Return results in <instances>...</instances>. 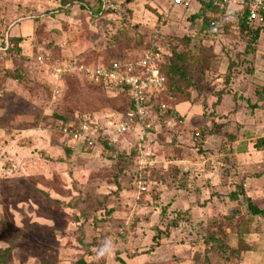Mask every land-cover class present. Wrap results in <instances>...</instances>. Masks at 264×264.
Wrapping results in <instances>:
<instances>
[{
	"label": "rangeland",
	"instance_id": "1",
	"mask_svg": "<svg viewBox=\"0 0 264 264\" xmlns=\"http://www.w3.org/2000/svg\"><path fill=\"white\" fill-rule=\"evenodd\" d=\"M71 1L59 12L61 0H0V42L7 30L21 38L2 69L0 254L9 264H264V216L239 226L246 203L229 198L242 183L264 208V150L255 147L264 137V33L251 41L238 6L213 14L199 0H115L122 16L96 25L86 10L95 0ZM150 44L166 60L174 49L212 46L214 60L203 72L188 61L197 86L177 106L182 123L153 137L156 161L140 176L136 158L120 157L131 145L125 136L117 150H87L59 131L62 116L85 110L110 125L126 106L122 92L76 74L58 78L55 68L70 58L132 57ZM220 228L223 241L206 243ZM160 229L169 234L156 243ZM239 237L252 248L233 257ZM109 242L111 255L98 256Z\"/></svg>",
	"mask_w": 264,
	"mask_h": 264
},
{
	"label": "built area",
	"instance_id": "2",
	"mask_svg": "<svg viewBox=\"0 0 264 264\" xmlns=\"http://www.w3.org/2000/svg\"><path fill=\"white\" fill-rule=\"evenodd\" d=\"M221 6L240 7L241 16L247 17L249 21L264 23V0H211ZM172 4L189 6L190 0H172ZM98 12L89 9L91 21L98 25L102 18L121 17L122 11L115 0H102L97 2ZM169 15L161 16V23L168 24ZM214 27H220V21H213ZM8 32V30H7ZM5 32L0 42V73L3 71L1 62L6 60V52L10 49L11 36ZM7 34V35H6ZM162 54L152 49L146 50L137 60L112 61L111 63H97L89 65L83 59H73L55 68V74L60 78L64 74H83L91 82L97 85L121 88L130 97L132 109L127 115L120 116L110 125H102L90 113L83 115L78 123L62 125L60 133L72 144L84 143L91 148H96L100 139L121 138L125 136L133 146L136 153V161L140 176L147 168L155 163L153 138L163 126L172 128L176 124L175 118L170 115L167 103H154V95L166 89V76L161 71ZM34 70V66H29ZM2 85L0 80V93ZM56 96L60 89H56ZM168 114V115H166ZM200 136V130L196 132ZM230 264H244L234 262Z\"/></svg>",
	"mask_w": 264,
	"mask_h": 264
},
{
	"label": "trees",
	"instance_id": "3",
	"mask_svg": "<svg viewBox=\"0 0 264 264\" xmlns=\"http://www.w3.org/2000/svg\"><path fill=\"white\" fill-rule=\"evenodd\" d=\"M61 6L58 8L57 11L59 12H65L67 11L68 5L72 2L71 0H61ZM102 0H97V2H101ZM84 6V5H82ZM227 6H221L218 5L217 3L211 1V0H201V9H208L209 11H211L213 14L215 13H223L225 12ZM69 9V7H68ZM89 9H91L93 12H98L100 10L99 6H88L86 5V10L87 13L90 17L89 14ZM201 11V10H200ZM194 15H203L202 12H197L194 13ZM91 19V18H90ZM105 20H107L106 18H102L100 20V22H104ZM204 20L207 21V24H209V26H211L212 28L214 27L212 25V22L214 21L212 18L211 20L209 19L208 16H204ZM240 28L241 30L245 31L247 34H249L251 36V41H256L261 33H264V23H258L255 21H249L248 18L245 16L241 17L240 19ZM10 40V49L7 50L6 52V60L1 62V67L4 68L6 66V62L7 59H9L16 51L20 49V41L21 38L20 37H15V36H10L9 37ZM181 41H184L186 44L191 43L190 42V38H181ZM115 43L117 44H121V42L119 40L115 41ZM155 50V51H159L158 48L152 46L151 44L149 46H147L144 50ZM212 46H206V45H202L199 47L198 50L195 49V51H193L192 48L190 47H184L182 49H180L179 51L174 49L171 53H169L167 60L165 59L166 57L162 54V61H161V71L165 74L166 76V89L160 92H157L156 95H154V103L156 104H160V103H167L169 105V110H170V115H172L175 120H176V125L175 127H179L182 123V115L178 112L177 110V106L184 102V101H189L191 100V96L192 93L189 90V86L191 85H195L197 86V81L194 82L192 76L190 75V70H192L191 65H188V61L193 62L195 65V68H197L198 71L203 72V70H206L207 68L212 66L213 63V58H214V52L212 50ZM143 52L141 54L135 55V56H123V54H110V56L102 58L101 60H99L98 62H91V61H87L85 59H83L86 63H88L89 65L92 64H97V63H111L112 61H121V62H125V61H134L137 60L138 58H140V56L143 54ZM72 58L68 59L71 60ZM233 62H231V64L229 65V71H228V75L232 74V69H233ZM190 69V70H189ZM64 75H70V74H64ZM79 76H83L86 78L85 75L83 74H76ZM104 89H108V90H117L119 92H122V94L125 96L126 99V106L124 107L123 113L120 116H126L128 112L131 111L132 109V104L130 102V97L128 95V93L124 90H122L121 88H115V87H110V86H104V85H98ZM86 113H90L93 117L96 118V120L101 123L96 116H94V113L89 112V111H81L76 113L73 117L69 118L68 116H62V118H64L60 124V126L62 125H69L71 123H78L83 119V115ZM168 115V114H166ZM173 128V129H174ZM168 129L167 127L163 126L162 128L159 129ZM193 138L197 139V141L199 142L200 138H201V134L200 136H197L196 133L194 132V136ZM120 138L118 139H114V138H105V139H100V143L98 144V146L96 148H101V147H108L111 148L112 150H117V148L119 147V141ZM129 139H126L127 142L129 143ZM177 141V137L176 135L173 136L172 140L170 141L171 144L176 143ZM156 140H154L152 143L153 145H155ZM79 146H81L80 148L82 149H87V150H93L94 148L89 147L87 144H82V143H78ZM127 149L128 152H122V154H120L121 158H124L126 155L132 157V159L135 161L136 158V153L134 151L133 146H129L127 145ZM255 147L261 150H264V137H260L257 139V141L255 142ZM155 148V147H154ZM156 150V148H155ZM180 149L174 148V151H177ZM157 154V152H156ZM125 155V156H124ZM126 158V157H125ZM138 172H136L134 170L133 175L137 174ZM136 176V175H135ZM239 197H242L243 200L246 203L247 206V215H243V217L238 221V225L242 226V225H246L247 224V220L250 219L248 215L251 216H256V215H261L264 216V208L259 206L251 196H249L247 194L246 189L244 188V185L241 183L239 185H237V188L233 191H231L229 193V198L232 201H236L239 199ZM233 216H229L228 217V225L231 227H235L234 226V221H233ZM233 222V224H232ZM252 218L250 221V225H252ZM169 231H164V230H159V232L154 236V241H156V243H158V241H160L161 238H164V236H168ZM226 232L225 230H223L222 228H220L218 231H213L211 232V234L205 238L206 243L209 244H220V242L223 241L222 238L225 236ZM251 245L245 240V238L243 237H239L238 240V248L235 250H232L233 252V257H238L240 250H249L251 249ZM231 255H228L226 257V259L232 258ZM7 257L4 254H0V264H9L7 259ZM75 264H89L88 262H86L83 259L78 260Z\"/></svg>",
	"mask_w": 264,
	"mask_h": 264
},
{
	"label": "clouds",
	"instance_id": "4",
	"mask_svg": "<svg viewBox=\"0 0 264 264\" xmlns=\"http://www.w3.org/2000/svg\"><path fill=\"white\" fill-rule=\"evenodd\" d=\"M112 253V245L111 242L104 245L103 248L98 252V256H110Z\"/></svg>",
	"mask_w": 264,
	"mask_h": 264
},
{
	"label": "crops",
	"instance_id": "5",
	"mask_svg": "<svg viewBox=\"0 0 264 264\" xmlns=\"http://www.w3.org/2000/svg\"><path fill=\"white\" fill-rule=\"evenodd\" d=\"M172 1V0H171ZM200 4H201V0H199ZM190 3H191V0H190ZM97 4V0L94 1V3L91 5L92 7L95 6ZM174 5V4H173ZM181 6V5H180ZM201 7V6H200ZM78 58V57H77ZM77 58H72L71 60L73 59H77ZM81 59V58H79ZM69 61V60H68ZM7 65L3 68V69H6ZM6 70H3L1 73H0V80H1V85L5 86V82L3 81L4 80V77L6 75ZM5 73V75H4ZM3 78V79H2Z\"/></svg>",
	"mask_w": 264,
	"mask_h": 264
}]
</instances>
